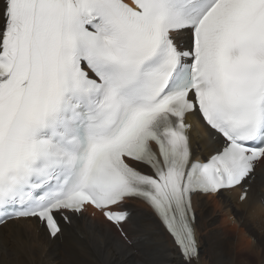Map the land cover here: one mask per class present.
Segmentation results:
<instances>
[{"label": "snow or ice", "instance_id": "1", "mask_svg": "<svg viewBox=\"0 0 264 264\" xmlns=\"http://www.w3.org/2000/svg\"><path fill=\"white\" fill-rule=\"evenodd\" d=\"M258 167L264 0H0V225L87 213L134 245L139 201L199 264L193 196L243 201Z\"/></svg>", "mask_w": 264, "mask_h": 264}, {"label": "bare ground", "instance_id": "2", "mask_svg": "<svg viewBox=\"0 0 264 264\" xmlns=\"http://www.w3.org/2000/svg\"><path fill=\"white\" fill-rule=\"evenodd\" d=\"M189 121L194 125L193 151L206 154L211 141L193 118ZM255 177L243 201L238 188L224 192L223 200L194 195L199 264H264V236L258 233L264 229V167L257 168ZM129 204L134 245L125 244L99 216L87 213L56 241L42 236L34 223L8 221L0 226V242L7 245L0 264H180L172 239L154 222L150 209L139 201Z\"/></svg>", "mask_w": 264, "mask_h": 264}, {"label": "rangeland", "instance_id": "3", "mask_svg": "<svg viewBox=\"0 0 264 264\" xmlns=\"http://www.w3.org/2000/svg\"><path fill=\"white\" fill-rule=\"evenodd\" d=\"M258 176H259V174H258ZM263 193H264V191H263ZM263 199H264V196H263ZM231 227H233V226L231 225ZM258 233L264 236V229H262V230L259 231ZM255 249H256V248H255ZM255 249H254V251L252 252L253 255L255 254ZM261 251H262V249L260 248V249H259V252H261ZM249 257H251V256H250V253H249ZM248 261H250V260H248ZM250 262H253V261H250ZM254 264H256V260H255Z\"/></svg>", "mask_w": 264, "mask_h": 264}]
</instances>
